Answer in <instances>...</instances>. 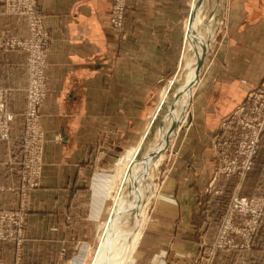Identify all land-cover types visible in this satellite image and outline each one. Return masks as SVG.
Instances as JSON below:
<instances>
[{"label":"crops","instance_id":"0c3cea01","mask_svg":"<svg viewBox=\"0 0 264 264\" xmlns=\"http://www.w3.org/2000/svg\"><path fill=\"white\" fill-rule=\"evenodd\" d=\"M39 3L51 42L49 92L41 109L44 169L40 186L26 198L32 216L37 211L50 215H54L50 211H66L69 202L84 191L82 184L93 163L111 156L115 142L111 147L110 139L130 141L138 118L134 106L151 102L153 89L174 64L181 41L175 0H128L123 33L111 26L112 0ZM231 8L235 36L231 31L225 46L220 42L221 51L209 56L192 99L194 118L179 136L157 195L156 221L146 228L140 243L143 250L131 264H143V253L151 251L148 264L190 261L199 252L198 230L220 208L221 199L211 189L221 182L219 178L212 183L220 124L264 81V0H233ZM0 35H29L27 19L8 13L4 0H0ZM27 80L26 53L0 49V88L8 89V106L15 116L10 139L0 140V207L8 209L19 207L22 200ZM245 186L251 196L264 191V134ZM103 203L100 198L94 206L100 211ZM35 248L36 241L29 236L24 255L37 259L41 252ZM18 256L20 248L15 243L0 242V259Z\"/></svg>","mask_w":264,"mask_h":264},{"label":"rangeland","instance_id":"374dc122","mask_svg":"<svg viewBox=\"0 0 264 264\" xmlns=\"http://www.w3.org/2000/svg\"><path fill=\"white\" fill-rule=\"evenodd\" d=\"M232 1L233 0H207L206 6H208H205V9L207 17L206 21L208 20L206 22L208 31L209 34H211L213 30L216 31L214 33V37L212 38L213 33L210 37L209 50L205 52L203 66L201 67L199 74L200 79H202L204 70L207 64L210 62L209 59L213 57L211 55H216L221 51L220 42L223 41V45L225 46L228 38L231 35V31L235 36L232 30L235 24H232L230 20ZM113 2L114 0H112L111 16L114 5ZM191 2V0H175V8L180 9L179 23L181 26V41L179 43V47L177 48L178 53L175 56L174 64L171 66L170 70L165 72L164 76L158 83V87L153 89L154 96H151V102L148 104H143L142 106H134V115H138V118L134 119L133 121L134 131L132 138L129 139L130 141H121L119 137H116L114 140L110 139L111 147L115 142V147H112L114 149L110 154L111 156H108L106 154V156H104L105 158H102L100 162L93 163L92 170L87 176V180L84 184H82V188L84 191L77 194V196H75L74 199L69 202V208L66 211L60 213L50 211L54 213V215H50L46 211H37L36 214L32 216V214H29V204L28 199L26 198L28 197L30 191L40 186L44 169V147L46 138L44 130L42 128L41 109L47 99L49 92V80L47 75L49 64L47 53L46 78L48 83V92L45 100L42 102L39 108L40 132H37V134H29V132H26V106L23 113L24 134L22 138V150L24 157L23 170L21 173L22 200L20 201L19 207L14 209L0 207V242L15 243L20 248V256L16 257L17 259H0V264H90L94 256L95 249L98 245L99 232L104 226L105 221L110 217L109 215L114 209L117 208L118 202L121 201L120 194H118V196L116 193L117 189H119L117 185H120L118 183H120L119 180L121 179L120 176L124 169V165L132 155H135L136 151L141 148L142 144L144 146L152 142L155 133L160 126V114L162 112L161 109L164 108V106L167 104V98L163 97V92L165 90L164 96L170 95V91H172V89L176 86V83L171 81L174 79L179 80V78L186 70L184 68L185 62L184 60H182L185 48L183 37L185 32V25L188 19V13L189 11H191ZM215 2L218 3L216 4L217 6L220 4L219 7H216ZM165 5L168 4L166 3ZM213 8L215 9L214 11H212V13L210 12V10H212ZM128 10V0H125V22L127 19ZM220 10L222 11L220 12ZM42 16L44 18L43 13ZM210 16L211 18H209ZM210 19H212L213 22ZM216 20L218 21V23ZM233 21L235 22V20ZM125 22L123 29L120 31L114 29L112 23L111 26L116 32L123 33L125 31ZM210 24L212 25V27H210ZM21 51L26 53L27 73L29 80L28 53L24 50ZM180 52H182L181 55ZM28 80L25 87L26 104ZM263 83L264 81L259 87H257V89L252 90L246 96L245 100L241 104L243 107H245V110L239 117V119L243 120L244 123H262V128L260 131L261 133L259 134L258 151L262 143L264 134ZM197 86L191 95V101L188 107L189 114L186 121L181 125V128L176 132L175 135L169 137L167 147L162 154V160L157 166L152 168L155 169L153 170V175H151L152 171L150 174V181L152 182L153 187L151 188V194L149 193V197L144 200L145 203H143L142 207L143 213L140 217V219L144 221L145 225L142 229V234L137 243V246L134 249L135 251H133L132 256L128 259L126 264H131L134 259H137L139 257L140 251L143 250L142 246H140L143 234L146 228H148V225L156 221L155 203L157 201V195L161 189L164 177L167 175L169 169L171 168L176 150L178 149L177 147L179 136L185 129H188L190 127L191 122L194 118L195 111L192 106V99ZM0 89L4 90L5 97L7 101H9L8 89ZM253 92L254 98L252 94ZM7 108L10 111L8 103ZM228 117L229 115L226 118ZM224 120L220 124V129L223 128ZM9 127L10 131H12V124L9 125ZM222 142L223 141L219 140V137L215 139V148L218 153V165L212 178V183L216 182V180L219 178H221V182L219 186H214L213 188L211 186V189L214 190V193L221 199L219 201L220 208L213 214V216L209 218L206 226L200 228L197 232L200 242V248L196 257L192 258L190 261L183 260V263L181 264H264V243L262 242L260 244L258 242L259 239H261V241L264 240V191L258 195L251 196L246 193L245 189L246 180L254 166V161L256 156L258 155V151L253 159V166L246 174L244 183L242 185L240 184L241 187L238 190V175L229 176L228 174L219 175L217 173V169L221 161V151L225 148V143L223 144ZM237 192H239L242 196L249 197L253 200L252 204L247 208L248 210L245 212H241L239 207L235 205L233 206L234 203L231 198ZM100 198H103L104 203L99 211L94 205L97 206V200ZM217 202L218 200H214V203ZM34 225H36L37 228H31V226ZM29 236H31L32 239L36 241L35 249L37 250V252H41V255L37 257V259H28L27 255H24V244ZM156 240L157 239H155V241ZM43 247H46V250L42 251ZM152 254V251L150 253H143L144 258H142L141 263L148 264L149 255L151 256ZM172 264H177V261H173Z\"/></svg>","mask_w":264,"mask_h":264},{"label":"bare ground","instance_id":"6f19581e","mask_svg":"<svg viewBox=\"0 0 264 264\" xmlns=\"http://www.w3.org/2000/svg\"><path fill=\"white\" fill-rule=\"evenodd\" d=\"M206 3L207 0H192L191 2V12L185 25L183 37L185 48L182 60L185 62L186 70L179 80L171 81L176 83V86L170 91V95L164 96L165 90L163 92V97L167 98V104L161 109L160 126L152 142L144 146L142 144L141 148L124 165L120 183H118L120 185L116 184L119 188L116 194H120L121 201L118 202L116 209L111 210L110 217L99 232V243L90 264H126L135 251L145 225L144 221L140 219L143 213V203L151 194L153 187L150 174L152 171L151 175H153L155 169L152 168L162 160V154L167 147L169 137L176 134L188 117L191 95L199 82V76L196 73L198 64L203 66V54L209 50L210 37L213 33V38L216 31L213 30L209 34L206 23L208 21H206ZM216 4L218 3L215 2ZM210 20L212 21V19Z\"/></svg>","mask_w":264,"mask_h":264},{"label":"built area","instance_id":"2783aa9c","mask_svg":"<svg viewBox=\"0 0 264 264\" xmlns=\"http://www.w3.org/2000/svg\"><path fill=\"white\" fill-rule=\"evenodd\" d=\"M113 3L111 23L114 29L120 31L125 22V0H114ZM4 5L9 13L26 17L28 21L30 35L25 38L0 35V49H21L28 53L29 80L25 123L26 132L37 134L40 132L39 108L48 92L46 68L50 33L44 24L38 0H4ZM252 94L254 98V92ZM7 103L4 90L0 89V140L10 138L9 125L15 118L14 114L8 110ZM241 106L239 105L224 120L223 128L220 129L221 132L217 136L219 140L223 141V144L225 143V148L221 151V161L217 173L229 176L238 175V190L253 166L262 128V123H244L239 119L245 110V107ZM231 200H233V206L239 207L241 212L247 211L253 202L251 198L242 196L239 192Z\"/></svg>","mask_w":264,"mask_h":264},{"label":"water","instance_id":"95a60500","mask_svg":"<svg viewBox=\"0 0 264 264\" xmlns=\"http://www.w3.org/2000/svg\"><path fill=\"white\" fill-rule=\"evenodd\" d=\"M204 55H205V54H203V57H202L203 60H204V57H205ZM201 67H202V66H201L200 64H198V68H197V71H196V73L198 74V76H199V74H200Z\"/></svg>","mask_w":264,"mask_h":264}]
</instances>
